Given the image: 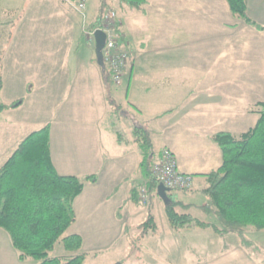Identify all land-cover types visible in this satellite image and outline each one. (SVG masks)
I'll return each instance as SVG.
<instances>
[{
  "label": "crops",
  "instance_id": "1",
  "mask_svg": "<svg viewBox=\"0 0 264 264\" xmlns=\"http://www.w3.org/2000/svg\"><path fill=\"white\" fill-rule=\"evenodd\" d=\"M187 4L190 6L175 9L162 17L163 24L154 41L139 30L138 20L128 25L122 38L130 47L129 69L123 84L114 87L113 93L118 96L121 90L124 91V100L116 103L121 111L119 115L128 123L127 115L136 118L151 132L154 151L171 150L179 171L194 177L192 190L184 192V197H177L183 204L192 205L190 211L209 204L203 193L206 175L222 163L221 150L212 137L218 133L239 136L258 120V114L251 111L257 103L264 101L255 98L250 89L230 87L229 84L253 83L252 70L246 77L245 71L237 69L238 50L248 45L252 47L254 40H262L264 44V31L248 25L244 27L240 19L232 14L230 17L228 4L222 0H190ZM108 8L112 9V6L109 4ZM247 14L252 20H256L255 16L264 17V0H247ZM223 15L225 22L221 24ZM26 19H36L38 24L50 29L53 37L63 33V43L50 44L45 50L51 68L60 63L58 54L67 53L62 67L69 66V59L76 63L87 60L97 74L88 86L84 84V78L78 76L74 83L70 78L57 80L52 75L46 81L45 95L53 98V84L66 80L62 91L66 101L57 117L59 121L49 124L50 151L57 173L60 176L97 177V182L87 184L74 201L75 222L80 219V225L104 227L108 220L116 224L133 218L132 209L129 215L124 212L123 218L125 205L113 210L110 204L120 191L130 200L131 190L139 185L134 184V175L143 179L139 168L140 149L130 123L129 129L122 125L126 137L116 126H110L108 116L112 113L113 118L118 114L106 98L108 89L103 72L96 59L93 61L91 57L93 49L80 27L81 18L60 0H0V37L5 36L6 28L8 36L11 35L10 41L9 37L3 40L6 45L1 52L5 85L0 90V98L7 102L0 99V104L22 101L19 108L0 114V167L19 143L34 132L28 130L29 122L23 124L19 119L27 108L36 81L16 80L15 87L14 79H10L12 90L7 100L3 96L8 88L7 61L16 59L17 32ZM214 22L220 25H214ZM121 25L118 20L119 29ZM228 49H231L229 59L233 61L232 75L227 69ZM253 57L251 53L247 56L250 66ZM260 74L258 72V77ZM198 193L204 194L206 199H198ZM74 234L83 237V232ZM0 264L38 263L32 259L21 261L9 235L0 229Z\"/></svg>",
  "mask_w": 264,
  "mask_h": 264
},
{
  "label": "trees",
  "instance_id": "2",
  "mask_svg": "<svg viewBox=\"0 0 264 264\" xmlns=\"http://www.w3.org/2000/svg\"><path fill=\"white\" fill-rule=\"evenodd\" d=\"M119 1L139 11L145 4L144 0ZM226 2L234 17L257 31H264L263 26L248 16L247 0ZM107 9L106 0H100L90 30L99 28ZM102 75L109 90L108 73L105 71ZM107 100L115 113L120 111L113 99L109 97ZM21 104V100L0 104V114L17 109ZM251 112L258 114V120L245 133L239 136L218 133L212 137L221 150L222 163L206 175L203 193L208 197L209 204L199 209L213 215L217 223L193 218L185 212L192 205L178 201L176 192L169 191L164 202V213L171 228L176 231L209 228L219 236L230 232L240 235L247 227L264 231V102L257 103ZM127 116L141 152L139 168L149 194L147 217L140 227L145 234H155L157 225L153 215V198L157 196L158 182L153 178L151 169L159 153L154 151L151 132L132 115ZM96 182V175L79 177L60 176L57 173L50 151L49 124L30 133L19 143L0 167V229L9 235L21 261L32 259L38 264H84L85 255L79 253L82 237L77 234L63 235L75 222V199L87 184ZM139 189V186H135L130 192V200L136 206H141ZM60 239L67 256L51 257L50 252Z\"/></svg>",
  "mask_w": 264,
  "mask_h": 264
},
{
  "label": "rangeland",
  "instance_id": "3",
  "mask_svg": "<svg viewBox=\"0 0 264 264\" xmlns=\"http://www.w3.org/2000/svg\"><path fill=\"white\" fill-rule=\"evenodd\" d=\"M144 1L145 4L141 7L142 11H139L131 8L127 4L121 3L119 0H106L107 4L112 6V10L115 12L117 19L122 23L121 29H119L121 38L128 29V25L138 20L139 30L147 33L146 35L154 41L163 24L162 17L165 14L171 13L175 9L179 10L180 8L190 6L187 4L190 0ZM222 1L227 5L226 0ZM99 5L100 0H87L86 22L84 25H82V21L80 22V27L83 28L82 31L86 39L87 35L85 31H91L90 27L97 15ZM227 9L228 15L231 17L232 15L228 6ZM224 18L225 15H223L221 24L225 22ZM255 18V22L264 26V17L255 16ZM37 24L38 21L36 19L35 21L26 19L22 28L19 27L14 48L16 59L13 61L11 58V60L7 61L8 67L6 71L8 75L6 76V82L8 88L3 93V96L7 100V96L13 87L9 82L10 79H14L15 87H17L15 84L16 80H24L25 82L36 81V86L32 92L33 94L27 102V108L22 112V118L19 119L23 124L29 122L28 130H31L30 132L39 130L55 120V122L59 121L57 117L61 115L62 105L66 101H64V93L62 92L66 87V80L56 85L53 84L55 91L53 92V98H50L45 95L47 92L46 88L48 87L46 81L50 75L57 80L70 78L73 83L78 76V78H84V84L86 86L90 84V81L93 82L97 76L94 67L87 60L84 63H76L74 59H69V66L66 69L62 67L61 64L67 53L58 54L57 58L60 63H56L55 68H51L45 50L50 44L59 45L63 43L64 35L60 32V36L53 37L51 36L50 29L45 28L43 24ZM215 24L217 26L220 25L217 22H214ZM244 27L248 26L244 24ZM252 31L256 32L255 30ZM8 37L10 41L11 35L8 36V29L6 28L5 36L3 38L0 37V77L2 80L4 79L3 74L5 68L4 61H2L3 53L1 52L5 48L6 44L4 41ZM261 42L254 40L252 42L253 49L248 45L238 50L240 57L238 58L237 69L245 71L246 77L252 70L254 77L253 83H230L229 86H236L239 89L245 90L250 89L254 91L255 98L264 101V44ZM91 48L94 50L92 46ZM93 50H91V57L95 61ZM230 53L231 49H228L226 62L229 64V67H227L228 72H230L229 75H232L233 61L229 59ZM250 53L254 56L251 60V66L250 60L247 58ZM58 64H60V67H56ZM10 71H12L11 75H9ZM258 72L261 73L260 78L258 77ZM258 78L260 80L259 83L257 82ZM3 85H5L4 81H2V87ZM113 88L110 86L109 90L106 91V98L109 99L110 97L111 100L115 99L116 103L123 101L124 91L121 90L120 94L116 96L113 93ZM114 117L112 118V113L108 116V119L110 118V126H116L118 132L126 137V130L123 129L122 125H126L129 129V123L119 114ZM133 178L134 184L136 185L138 183L139 187L145 182L141 177L138 179V175H134ZM184 195V192L175 193L176 198L184 197ZM203 195L198 193L197 198L201 200L206 199V196ZM110 205L113 210L116 207L125 205L122 210L123 218H125L126 213L129 215L131 211L133 218L129 220L123 219L121 223L116 224L108 220V224L104 227L83 226L80 225L82 222L79 219L63 235V237H66L76 232H83V244L79 253L85 255L84 264H264V231H257L252 227H247L240 235L235 232H230L224 236L216 235L209 228H191L176 231L171 228L166 218L164 202L156 196L153 198V215L157 225V232L155 234H145L140 225L147 217L148 205L136 206L131 204L129 198L121 193V191L112 199ZM130 209L132 210L129 211ZM185 212L200 221L211 224L217 223L213 215H207L199 208ZM50 256H67L63 250L61 239L56 243L53 251L50 252Z\"/></svg>",
  "mask_w": 264,
  "mask_h": 264
},
{
  "label": "built area",
  "instance_id": "4",
  "mask_svg": "<svg viewBox=\"0 0 264 264\" xmlns=\"http://www.w3.org/2000/svg\"><path fill=\"white\" fill-rule=\"evenodd\" d=\"M69 6L81 18L83 25L86 22L87 0H60ZM101 31L105 36V44L102 50V58L105 65V71L108 73L111 86L120 87L125 79L128 65L131 59L130 47L119 33L118 19L115 12L109 8L102 16V22L99 28L91 31H85L87 40L94 48V32ZM151 173L158 185H163L168 191L188 192L194 185V177L189 174H183L179 171L178 163L174 153L164 148L155 159ZM140 204L145 206L149 203V194L144 182L139 189Z\"/></svg>",
  "mask_w": 264,
  "mask_h": 264
},
{
  "label": "water",
  "instance_id": "5",
  "mask_svg": "<svg viewBox=\"0 0 264 264\" xmlns=\"http://www.w3.org/2000/svg\"><path fill=\"white\" fill-rule=\"evenodd\" d=\"M93 37L95 42L94 53H95L96 64L98 65V67L101 69L102 72H105V65L102 58V50L105 44V36L101 31L96 30L94 32ZM168 192L169 191L163 185L159 184L157 186V196L163 202L167 201Z\"/></svg>",
  "mask_w": 264,
  "mask_h": 264
}]
</instances>
